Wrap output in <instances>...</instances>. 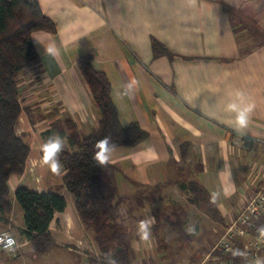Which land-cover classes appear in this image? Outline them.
Returning a JSON list of instances; mask_svg holds the SVG:
<instances>
[{
  "label": "crops",
  "instance_id": "0c3cea01",
  "mask_svg": "<svg viewBox=\"0 0 264 264\" xmlns=\"http://www.w3.org/2000/svg\"><path fill=\"white\" fill-rule=\"evenodd\" d=\"M261 1L38 0L57 32L32 33L38 59L18 73L22 112L16 133L29 144L30 153L22 175L9 180L12 211L5 216L7 220L0 221V231L15 229L20 243L17 240V248L6 251L17 255L32 248L21 235L24 212L15 196L23 186L66 199L65 210L56 212L50 222L54 245L48 252L56 245L66 246L84 257L71 264H93L79 250L84 243L80 233L84 223L64 185L65 171L59 162L42 154L46 147L77 150V142L99 124L100 110L77 63L87 55L110 81L120 123L136 122L150 135L136 147H115L106 155L124 176L118 188L124 212L129 215L133 209L135 216L150 212L134 209L126 200L146 188L160 189L165 197L175 194L176 184L196 180L208 190L222 215L230 214L234 208L228 201L235 179L244 174L242 157L231 147L234 136L243 132L264 139V117L249 112L241 88L246 83L253 95L254 86L264 87V38H260L259 27L249 22V15L234 18L236 27L231 18L240 7ZM153 39L172 56L155 58ZM255 151L243 157L264 165V145ZM172 161L179 164L177 174L183 164L202 163L203 168L193 169L191 177L162 185L165 170L161 167ZM145 201L140 199L141 204Z\"/></svg>",
  "mask_w": 264,
  "mask_h": 264
},
{
  "label": "trees",
  "instance_id": "16d2710c",
  "mask_svg": "<svg viewBox=\"0 0 264 264\" xmlns=\"http://www.w3.org/2000/svg\"><path fill=\"white\" fill-rule=\"evenodd\" d=\"M236 17L231 18L233 27L237 25L234 21ZM38 30L57 32L55 22L43 13L38 0H0V221L7 220L5 216L12 211L9 180L13 175H22L30 153L29 144L16 133V124L22 112L18 73L38 59L31 38L32 33ZM152 50L155 58L172 56L156 39L152 41ZM77 63L100 110L99 124L77 142V150L46 147L42 149V154L44 158L62 165L65 171L64 185L74 197L78 216L93 230L94 241L101 251L103 262L130 264L127 254L131 250V241L124 225L118 220L123 199L115 178L117 168L106 160V155L115 147H136L150 135L136 122L126 126L120 123L118 108L111 96L110 81L104 72L93 67L91 56L80 57ZM182 186L190 193L193 204L212 219L224 221L222 213L202 184L191 180L182 183ZM15 196L24 212L25 228L21 235L29 239L35 252H48L54 245L49 230L50 222L56 212L65 210V197L23 186L16 189ZM167 217L172 218L171 215ZM186 217L187 213L181 211L172 222L175 232L185 238L188 237ZM256 226L264 230V217ZM243 251L244 248L238 245L231 257L243 264L246 250L244 254ZM90 259L95 263V259Z\"/></svg>",
  "mask_w": 264,
  "mask_h": 264
},
{
  "label": "rangeland",
  "instance_id": "374dc122",
  "mask_svg": "<svg viewBox=\"0 0 264 264\" xmlns=\"http://www.w3.org/2000/svg\"><path fill=\"white\" fill-rule=\"evenodd\" d=\"M245 16L249 18V22L252 25L259 27L261 32L260 38H264V1L246 7H240L238 9L237 18ZM242 22L246 29L248 20L245 19V21L242 20ZM241 26L242 23L239 27L241 28ZM244 45L245 44H243V46ZM254 87L256 93L252 95L248 90L251 86H247L246 83L241 86L244 100L251 114L264 117V95L262 94L264 87ZM258 145L262 146L264 143H256L251 147L237 145L234 143V139L231 143L232 149L235 150V152L237 150L240 154L237 153L239 159L242 157L240 163L244 174L242 177H236L237 179H235V190L232 192L228 201L234 210H232L230 214H224L223 222L212 219L198 205L193 204L190 200V193L183 189L182 183L176 184L178 190L175 194L169 193V195L165 197H163L164 192L162 190H150L147 188L141 193L143 194L142 197H139L141 194L127 197L128 206H133L134 209L142 207L150 211L146 214H138L136 217L134 213L131 214L133 209L128 211L129 215L125 213L123 209L124 205L122 204L123 207L121 208L123 212L121 210V215L118 220L124 225V229L131 241L132 250L127 254V260L132 261V264H222L223 256L217 253L211 254V249L227 230L229 227L228 224L233 217H235L247 201L255 195L259 183L264 181V165L260 166L254 162L249 163L248 159L243 157L247 156V153H255ZM192 164L193 165L183 164V171L178 174L175 172V168L179 165L176 162L172 161L169 165L162 166L161 168L165 171L161 174V179L163 180L161 184L169 186L172 184L171 181L173 179H186L189 176H193V169L198 171L203 168L202 163L193 162ZM122 177H124L122 171L117 170L115 178L118 188H120V178ZM170 191L171 189L169 192ZM140 199H146L147 201L141 204ZM173 199L175 200L173 201ZM181 211L184 212V214L187 213L185 228L188 237L186 238L180 237L175 232L173 228L174 224L172 223ZM167 215H171L172 218L167 217ZM148 221H153L154 223ZM81 228L80 233L83 236L84 243L79 249L80 252L87 260L89 258L95 259L94 264H105L101 257V251L94 241L92 229L86 224ZM10 232L14 234L19 242L20 238L17 236L15 229H10ZM250 239V237L246 238L239 236V246L244 248L243 254L245 250L247 252L244 243L248 242ZM135 240H138L137 246H134ZM136 247L139 250H136ZM114 250H116V246H114ZM115 253L116 255L118 254L117 251ZM0 254V264H71L79 263L84 258L79 257L74 252L68 250L66 246L61 245H56L50 252L44 254L35 252L31 247L17 255H13L6 250L0 251ZM257 257L256 262H258V264H264V247L257 253Z\"/></svg>",
  "mask_w": 264,
  "mask_h": 264
},
{
  "label": "built area",
  "instance_id": "2783aa9c",
  "mask_svg": "<svg viewBox=\"0 0 264 264\" xmlns=\"http://www.w3.org/2000/svg\"><path fill=\"white\" fill-rule=\"evenodd\" d=\"M234 143L251 147L256 143H264V139L248 133H238ZM264 217V181L259 184L257 192L238 211L228 224L227 230L212 248L223 256L222 264H240L231 254L240 245L239 236L250 237L244 246L247 252L243 256V264H258L257 253L264 247V230L257 228L256 223ZM18 246L16 237L10 231H0V250H15ZM90 264V263H88ZM94 264V263H93Z\"/></svg>",
  "mask_w": 264,
  "mask_h": 264
}]
</instances>
